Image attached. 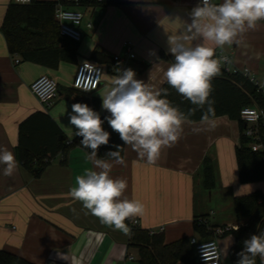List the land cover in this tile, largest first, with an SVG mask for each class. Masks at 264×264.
Returning a JSON list of instances; mask_svg holds the SVG:
<instances>
[{
    "label": "crops",
    "instance_id": "0c3cea01",
    "mask_svg": "<svg viewBox=\"0 0 264 264\" xmlns=\"http://www.w3.org/2000/svg\"><path fill=\"white\" fill-rule=\"evenodd\" d=\"M36 1L56 2V7L83 13L79 27L82 39L65 50L71 60H61L54 68L24 61L9 52L1 30L7 8L14 2L0 0V147L12 151L19 162L18 170L11 177L2 175L3 165H0V251L33 264H138L137 249L129 247L133 219L139 220L138 228L163 234L166 244L183 238L202 242L195 230V222L201 219L212 231L244 225L245 220L236 218L234 199L258 189L264 193V181L240 183L235 156L240 129L227 116L213 118L215 127L211 131L201 121L187 120L181 139L173 147L162 149L154 163L140 159L129 145H125L124 165L109 160L114 164L110 175L127 181L122 198L144 205L143 215L125 221L131 229L129 234L86 214L82 204L70 197L75 177L94 167L84 149L75 147L65 158L58 154L38 176L23 166L25 143L38 152L47 146L52 148L50 135L55 128L45 115L69 143L73 129L68 113L73 103H87L93 108L99 102L97 111L101 116L108 114L101 107V95L116 75L114 69L120 65L113 58L124 56L126 43L133 46L135 59L129 65L136 78L160 90L166 83L164 73L171 64L162 56L171 55L169 37L191 35L187 32V25L191 23L189 14L200 2L122 0L121 5L103 6L68 0ZM212 2L220 4L223 0ZM237 39H241L238 45L217 48V57L228 55L231 68L259 84L264 83V21ZM182 42L186 46L206 43L215 47L212 41H204L199 36ZM95 52L99 54L94 55ZM16 59L20 60L18 64ZM88 60L105 69L100 87L92 93L72 87L79 64ZM42 75H50L58 82V95L48 108L30 90L31 84ZM193 128L205 130L193 134ZM206 161L214 170L215 185L211 190L204 185ZM33 164L34 168L38 167L36 162ZM211 196L216 198L217 209L210 205ZM234 241L232 235H223L218 240L220 250L226 243L228 256L221 251L225 264H231L229 252ZM129 254L135 257L134 261L128 259Z\"/></svg>",
    "mask_w": 264,
    "mask_h": 264
},
{
    "label": "clouds",
    "instance_id": "9594fccd",
    "mask_svg": "<svg viewBox=\"0 0 264 264\" xmlns=\"http://www.w3.org/2000/svg\"><path fill=\"white\" fill-rule=\"evenodd\" d=\"M28 3L29 0H23ZM191 23L187 32L191 35L169 37V52L174 57L164 73L167 84L194 108L188 113L174 107L167 97V89L154 90L143 80L136 78L131 68L117 66L112 76L110 86L101 95V107L109 115L103 119L98 111L87 103H73L68 121L72 126L73 135L80 137V144L90 149L87 159L93 163V168H87L82 175L75 177V185L70 188L69 195L79 201L86 214L97 217L102 224L129 234L131 229L125 223L133 217L141 216L144 205L139 201L122 198L127 188V181L113 178L110 173L114 166L108 159L97 158L101 146H107L111 133L103 127L107 122L111 130L117 133L123 145H129L140 159L154 163L162 149L173 147L182 137L183 125L197 110H203L201 123L206 124V130L211 131L215 125L214 100L210 99L213 87L212 79L221 72V65L231 64L228 56L216 55V49L225 45L240 44L244 33L255 30L260 21H264V0H223L216 4L212 0H200L190 12ZM202 37L204 41H212L215 47L206 43L186 46L182 41ZM90 72L93 66L85 63ZM102 73V72H101ZM99 75L89 76L84 82V91L96 88ZM83 77H78L77 87ZM205 105L207 108L205 109ZM205 129L193 128V134H199ZM106 156L117 165H124L121 156V145H113ZM0 165H3L2 175L11 177L19 168V162L14 153L6 147H0ZM235 230L238 231V228ZM207 264L209 246L201 245ZM236 264H256L259 256L264 264V233L252 234L243 241V248L237 253ZM219 261V255L215 254Z\"/></svg>",
    "mask_w": 264,
    "mask_h": 264
},
{
    "label": "trees",
    "instance_id": "16d2710c",
    "mask_svg": "<svg viewBox=\"0 0 264 264\" xmlns=\"http://www.w3.org/2000/svg\"><path fill=\"white\" fill-rule=\"evenodd\" d=\"M122 0H102L93 4L110 6L121 5ZM82 1L80 3H85ZM56 2H39L33 0L28 5L11 3L6 11L1 30L5 37L9 52L12 55H19L25 61L35 62L49 68H54L59 61L71 60L66 55L65 50L71 49L77 42L60 35L59 24L55 19ZM99 54L95 52L94 55ZM164 59L174 62L172 55H162ZM213 91L210 99L214 100L215 116H227L230 120L236 121L240 129V144L235 150L236 162L238 166L239 181L242 184L259 183L264 181V119L257 125L258 143L262 145V150L253 151V138L246 135L247 125L241 120L240 112L245 107L264 108V94L258 91V86L254 84L244 74L228 73L221 68L218 76L212 79ZM74 89V88H73ZM167 89V99L181 112L188 113L194 108L189 101L180 96L175 89L171 88L167 82L160 90ZM75 90V89H74ZM99 102H96L93 109L97 111ZM207 105H205V109ZM203 110H197L189 117L191 122L201 121ZM101 118L103 119L105 116ZM47 121L52 122L54 131L51 133V149L43 148L38 150L28 147L25 143V157L23 166L32 171L36 176L41 173L51 160L58 154L65 158L71 149L80 147L86 152L90 149L84 148L80 144V137H75L67 143L63 132L57 127L52 119L45 115ZM26 124V123H25ZM105 130L111 133L107 146H101L98 150L97 158L111 160L106 156L110 150H115L113 145H121V156H124L125 145L119 135L111 130L107 122L104 123ZM26 135V134H25ZM22 126L20 131V145L22 146ZM36 162L37 168H34ZM204 185L207 190H211L215 185L214 170L212 165L206 161L204 165ZM234 212L236 218L245 220V224L238 227V231L232 229L225 232L224 236L232 235L234 245L229 252L231 264H236L237 253L243 248V241L252 234L264 233V193L258 189L248 195L236 197L234 199ZM195 230L203 241L214 237V232L206 225L195 222ZM129 247L137 249L139 258L138 264H197L196 252L190 244V239L183 238L171 244H166L163 234L150 235L148 230L140 228L132 229V237ZM256 264H262L257 256ZM0 264H33L17 255L6 251H0Z\"/></svg>",
    "mask_w": 264,
    "mask_h": 264
},
{
    "label": "built area",
    "instance_id": "2783aa9c",
    "mask_svg": "<svg viewBox=\"0 0 264 264\" xmlns=\"http://www.w3.org/2000/svg\"><path fill=\"white\" fill-rule=\"evenodd\" d=\"M33 0H29L28 3L23 2V0H13L15 4L19 5H28ZM70 2L74 3H80L85 0H68ZM93 0H86V2H92ZM96 2H101L102 0H95ZM55 19L59 24V32L61 36H64L66 38H69L73 40L74 42H80L82 39V33L79 30V27L81 26L83 22V13L79 11L74 10H65L61 8L60 6H57L55 9ZM88 27H91V25H88ZM226 54H221L220 56H224ZM228 56V55H226ZM229 57V56H228ZM230 58V57H229ZM114 61L119 63V67L121 68H131L129 63L133 59H135V54L133 52V46L130 43L125 44V54L124 56L121 55H115ZM231 60V58H230ZM20 62L19 59L15 60V63L18 64ZM85 63H88L89 65L93 66V70L90 72L88 69L84 67ZM221 68L228 73H238L239 70L231 68V64L224 63L221 65ZM104 66L96 64L92 61H84L81 64H79L76 75L72 84V87L76 91L84 92V93H92L96 91L103 80V74H104ZM102 72V73H101ZM99 75V79L96 84V88L91 91H84V82L87 80L89 76L96 78V76ZM78 77H83L81 80L80 86L77 87V79ZM254 84L258 86V91L264 94V83L259 84L253 79H250ZM30 90L32 94L35 96V98L45 107H50L57 95H58V82L55 78H53L50 75H42L37 80H35L31 86ZM241 120L244 121L247 125L246 135L253 138L254 142L252 144V150L253 151H259L262 150V145L258 143V133H257V125L264 119V108H256V107H245L240 112ZM198 223L200 225H206L205 221L203 219L199 220ZM140 226V222L138 219H133L131 221L130 227L138 228ZM232 229H235L230 226H225L222 228H216L213 230L214 237L207 241L198 242L195 238L190 240V244L193 246L196 252V259L197 264H206L201 245L204 243L209 246V258L207 264H225L222 261V254L219 246V238H221L225 232L231 231ZM150 235H153V231H149ZM215 254L219 255V261L215 259ZM128 259L130 261H134L135 257L132 254L128 255Z\"/></svg>",
    "mask_w": 264,
    "mask_h": 264
},
{
    "label": "rangeland",
    "instance_id": "374dc122",
    "mask_svg": "<svg viewBox=\"0 0 264 264\" xmlns=\"http://www.w3.org/2000/svg\"><path fill=\"white\" fill-rule=\"evenodd\" d=\"M208 195H209V193H208ZM208 198H209V196H208ZM211 203H210V205L212 206V208H214V209H217V207H216V205L215 204H217V202H216V198L215 197H213L212 198V196H211ZM225 241V240H224ZM226 243H223V245H222V247H221V251H222V254L224 255V256H228V252H226L227 251V248H226Z\"/></svg>",
    "mask_w": 264,
    "mask_h": 264
}]
</instances>
